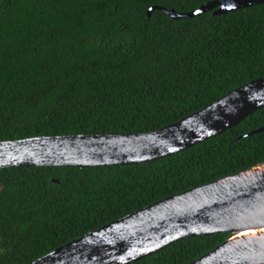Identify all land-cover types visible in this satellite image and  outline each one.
<instances>
[{"label":"trees","instance_id":"obj_1","mask_svg":"<svg viewBox=\"0 0 264 264\" xmlns=\"http://www.w3.org/2000/svg\"><path fill=\"white\" fill-rule=\"evenodd\" d=\"M217 0H0V143L135 135L264 78V4L174 20ZM264 109L168 158L0 170V264H31L168 198L264 164ZM57 180L59 183H56ZM232 237L176 242L132 264H192Z\"/></svg>","mask_w":264,"mask_h":264},{"label":"water","instance_id":"obj_2","mask_svg":"<svg viewBox=\"0 0 264 264\" xmlns=\"http://www.w3.org/2000/svg\"><path fill=\"white\" fill-rule=\"evenodd\" d=\"M262 4L264 0H217L183 14L153 7L148 17L156 10L174 20L208 12L222 16ZM262 109L264 78L157 131L2 142L0 170L19 167L87 169L154 162L221 136ZM263 132L264 128L250 135ZM263 229L264 164L149 206L31 264H132L176 242L224 233L232 237L192 264H264V237L233 242L245 232Z\"/></svg>","mask_w":264,"mask_h":264},{"label":"bare ground","instance_id":"obj_3","mask_svg":"<svg viewBox=\"0 0 264 264\" xmlns=\"http://www.w3.org/2000/svg\"><path fill=\"white\" fill-rule=\"evenodd\" d=\"M258 237H264V229L263 230H255V231L245 232V233H243L240 236H236L233 239V242L234 241H239V240H246V239L251 240V239H254V238H258Z\"/></svg>","mask_w":264,"mask_h":264}]
</instances>
